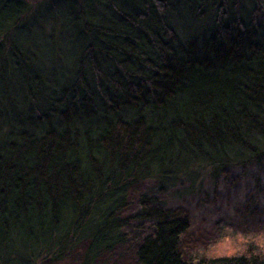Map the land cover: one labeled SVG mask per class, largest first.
Masks as SVG:
<instances>
[{"label": "trees", "instance_id": "obj_1", "mask_svg": "<svg viewBox=\"0 0 264 264\" xmlns=\"http://www.w3.org/2000/svg\"><path fill=\"white\" fill-rule=\"evenodd\" d=\"M262 162L264 0H0V264H264L130 197Z\"/></svg>", "mask_w": 264, "mask_h": 264}, {"label": "rangeland", "instance_id": "obj_2", "mask_svg": "<svg viewBox=\"0 0 264 264\" xmlns=\"http://www.w3.org/2000/svg\"><path fill=\"white\" fill-rule=\"evenodd\" d=\"M151 189L150 182L136 186L130 192L131 200L151 194L166 208L180 209L188 217L190 230L181 247L186 260L202 253L232 256L242 252L247 240L264 237V162L261 166L235 167L218 177L202 175L194 185L183 182L167 195H158ZM135 206L136 202L130 215L137 212ZM79 255L77 252L62 262L44 264H82ZM99 264L138 262L132 247L127 246Z\"/></svg>", "mask_w": 264, "mask_h": 264}]
</instances>
